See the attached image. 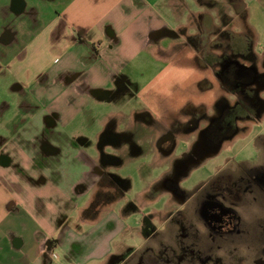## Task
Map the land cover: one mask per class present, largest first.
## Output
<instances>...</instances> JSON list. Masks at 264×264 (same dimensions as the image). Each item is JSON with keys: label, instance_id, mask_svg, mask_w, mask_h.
I'll list each match as a JSON object with an SVG mask.
<instances>
[{"label": "crops", "instance_id": "obj_1", "mask_svg": "<svg viewBox=\"0 0 264 264\" xmlns=\"http://www.w3.org/2000/svg\"><path fill=\"white\" fill-rule=\"evenodd\" d=\"M156 2L0 0V264H105L120 252L114 239L133 231L126 210L102 215L108 204L98 202L95 167L115 155L105 151L108 145H126L140 155V123L154 135L148 143L153 147L157 126L174 116L185 120L183 111L195 106L188 100L170 106L155 125L148 110L129 105L138 88L132 75L158 57L157 49L165 50V16ZM239 5L248 25L246 5ZM200 18L189 41L196 50L193 38L199 35L208 34L213 50L238 34L249 37L231 30L233 19L224 12L221 27L207 14ZM120 118L129 127L119 130ZM108 132L120 140L106 139ZM93 137L100 156L84 148ZM85 181L89 186L79 188Z\"/></svg>", "mask_w": 264, "mask_h": 264}, {"label": "flooded vegetation", "instance_id": "obj_2", "mask_svg": "<svg viewBox=\"0 0 264 264\" xmlns=\"http://www.w3.org/2000/svg\"><path fill=\"white\" fill-rule=\"evenodd\" d=\"M193 44L200 51V35ZM215 45L202 53L224 92L211 106L184 110L185 120L174 116L157 126L152 148L161 173L147 188L148 202L125 208L138 217L132 227L139 244L112 253L105 264L264 261V53H256L254 42ZM120 138L112 132L106 136L113 142ZM121 163L107 155L95 167L99 203L109 205L130 188L129 179L109 170ZM88 186L85 181L78 187Z\"/></svg>", "mask_w": 264, "mask_h": 264}, {"label": "rangeland", "instance_id": "obj_3", "mask_svg": "<svg viewBox=\"0 0 264 264\" xmlns=\"http://www.w3.org/2000/svg\"><path fill=\"white\" fill-rule=\"evenodd\" d=\"M238 3L246 5L249 26L246 25L245 19L238 15V8L241 7ZM155 7L162 10L165 16L167 29L165 34L167 35L160 42L165 50L157 49L158 57L150 62L146 69L148 62L144 67L140 66L139 70L132 75V80L138 84V88L129 104L141 111L148 110L151 121H154L155 125H161L164 122L165 110L170 106L183 105L187 100L192 101L195 106L200 103L209 105L224 92L212 71V66L207 65L208 62L201 57L199 59L197 50L189 43L190 37L198 33L200 29L197 24L201 15L207 14L214 25L220 27L221 14L224 12L227 16L230 15L233 19L230 29L235 32L248 31L249 38L253 36L252 42L255 43L256 53L259 56L264 53V0H157ZM208 39V34L201 37L200 54L204 52L205 47H210ZM143 69L145 71H142ZM262 96L264 97V91ZM89 124H87L89 129L86 130L93 132L94 129L92 130ZM127 127H129L128 121L120 118L118 129L124 130ZM137 128L139 129L136 131L135 139L141 144L143 150L140 155L132 154L126 145L121 147L108 145L105 148L107 153L122 157V163L109 167V170L121 178L129 179L131 185L120 198L105 206L102 215L109 211L125 213L129 203L140 206L148 202L147 188L161 173V159L152 146L148 145L154 139V135L151 134L147 125L140 123ZM97 140V137H93L84 148L91 154L99 155ZM192 174L195 180L199 179L200 167L194 169ZM94 190L85 196L83 204L91 197ZM163 201L165 197L160 199V202ZM129 209H126L128 215L124 216V220L128 224H133L138 217ZM75 216L73 221L78 220ZM138 237L134 231L122 232L114 239V249L121 251L122 247L118 248V244L127 247L139 244ZM56 253L62 255L59 249H56Z\"/></svg>", "mask_w": 264, "mask_h": 264}, {"label": "trees", "instance_id": "obj_4", "mask_svg": "<svg viewBox=\"0 0 264 264\" xmlns=\"http://www.w3.org/2000/svg\"><path fill=\"white\" fill-rule=\"evenodd\" d=\"M213 2V1H212ZM214 3V2H213ZM238 5H239V3H238ZM246 13V12H245ZM244 16V15H243ZM234 42H236V44L237 45H241V47H243V45L244 44H248L249 42H252V37L251 38H249V37H243V35H240V34H238V35H236L235 37H234ZM233 42V43H234ZM99 195V194H98ZM97 195V196H98ZM100 196V195H99Z\"/></svg>", "mask_w": 264, "mask_h": 264}, {"label": "water", "instance_id": "obj_5", "mask_svg": "<svg viewBox=\"0 0 264 264\" xmlns=\"http://www.w3.org/2000/svg\"><path fill=\"white\" fill-rule=\"evenodd\" d=\"M256 264H264V261H259Z\"/></svg>", "mask_w": 264, "mask_h": 264}, {"label": "built area", "instance_id": "obj_6", "mask_svg": "<svg viewBox=\"0 0 264 264\" xmlns=\"http://www.w3.org/2000/svg\"><path fill=\"white\" fill-rule=\"evenodd\" d=\"M52 255L56 257V254H54V253ZM72 264H76V263H72Z\"/></svg>", "mask_w": 264, "mask_h": 264}]
</instances>
